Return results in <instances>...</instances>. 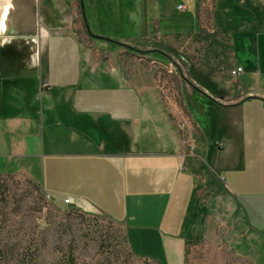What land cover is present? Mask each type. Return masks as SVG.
Masks as SVG:
<instances>
[{"label": "crops", "instance_id": "0c3cea01", "mask_svg": "<svg viewBox=\"0 0 264 264\" xmlns=\"http://www.w3.org/2000/svg\"><path fill=\"white\" fill-rule=\"evenodd\" d=\"M26 1L5 6L0 17V158L17 160L20 172L54 202L68 199L70 208L120 225L136 257L184 264L195 219L196 162L207 154L203 167L238 204L244 247L253 264H264V0L216 1L215 27L231 34V26L238 28L234 66L242 73L236 82L224 81L222 68L201 86L184 80L190 89L183 119L200 139L197 155L185 153L179 106L170 102L167 111L159 96L124 94V82H112L118 93L109 94L105 84L71 82V71L52 68L50 48L60 55L70 36L78 44L70 46L76 47L73 74L98 65V53L76 37L87 38L76 12L81 0ZM195 16L198 28L196 10Z\"/></svg>", "mask_w": 264, "mask_h": 264}, {"label": "rangeland", "instance_id": "374dc122", "mask_svg": "<svg viewBox=\"0 0 264 264\" xmlns=\"http://www.w3.org/2000/svg\"><path fill=\"white\" fill-rule=\"evenodd\" d=\"M15 1L27 5L26 0ZM216 1L81 0L90 35L86 34L85 39L78 34L76 37L84 49L98 53L96 69L91 71L92 76L85 68L80 77L73 74V69L76 71L73 49L78 45L73 36L69 43L61 44L64 52L60 55L53 56L50 48L49 63L52 68L62 67L63 72L71 71V82L79 79L99 82L105 84L109 94L118 93L112 82L119 85L118 82H124L121 85L124 94L134 98L160 97L167 111H171L170 102L179 106V112L184 113L179 114L182 118L179 116L177 125L185 153L197 155L200 139L196 129L189 134L183 119L184 97L190 89L184 80L200 85L209 74H219L220 68L224 81L238 80L230 75L238 68L234 66V60L238 62V28L231 26L234 33L231 34L215 27L212 15ZM179 5L186 9L177 11ZM76 12L81 16L80 6ZM149 50L161 52L150 54ZM123 52H134L142 60L138 57L130 60ZM27 54L31 55L30 50ZM39 77L38 70L37 81ZM201 156L206 164L207 154ZM202 159L196 162L199 174L195 219L189 231L184 264H253L252 252L244 247L245 224L238 213V204L225 191L222 181L203 167ZM20 169L23 166L17 160L0 158V175L5 184L0 199V241L11 247L14 257L35 254L39 264H64L70 255L76 264H156L131 252L120 225L101 214L54 202Z\"/></svg>", "mask_w": 264, "mask_h": 264}, {"label": "trees", "instance_id": "16d2710c", "mask_svg": "<svg viewBox=\"0 0 264 264\" xmlns=\"http://www.w3.org/2000/svg\"><path fill=\"white\" fill-rule=\"evenodd\" d=\"M80 10H81L83 28L87 36H89L90 34L87 28L84 14L82 12L81 5H80ZM199 84L201 85L202 82L201 83L199 82ZM4 193H5V184L3 180V175H0V199L3 198ZM1 212L2 211L0 208V217L2 216ZM0 223H1V220H0ZM0 232H1V224H0ZM13 255L14 254L12 253L11 247L8 244L6 243L3 244L0 241V264H39L35 254H21L20 256H15V257ZM154 263L160 264L158 262H154ZM64 264H76L75 259L73 258V255H70L67 258V261L64 262Z\"/></svg>", "mask_w": 264, "mask_h": 264}, {"label": "built area", "instance_id": "2783aa9c", "mask_svg": "<svg viewBox=\"0 0 264 264\" xmlns=\"http://www.w3.org/2000/svg\"><path fill=\"white\" fill-rule=\"evenodd\" d=\"M176 10L179 12H182L185 10V6L184 5H179L176 7ZM242 73V69L241 68H235L230 72V75L232 77H238V75H240ZM193 148V147H192ZM64 204H69V200L65 199L64 200Z\"/></svg>", "mask_w": 264, "mask_h": 264}, {"label": "flooded vegetation", "instance_id": "af4514ba", "mask_svg": "<svg viewBox=\"0 0 264 264\" xmlns=\"http://www.w3.org/2000/svg\"><path fill=\"white\" fill-rule=\"evenodd\" d=\"M15 2V0H0V17L3 14L5 6L14 4Z\"/></svg>", "mask_w": 264, "mask_h": 264}]
</instances>
